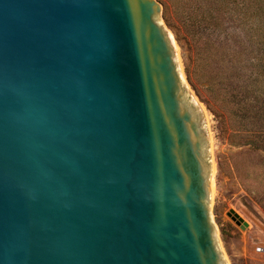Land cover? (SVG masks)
<instances>
[{
	"label": "water",
	"instance_id": "95a60500",
	"mask_svg": "<svg viewBox=\"0 0 264 264\" xmlns=\"http://www.w3.org/2000/svg\"><path fill=\"white\" fill-rule=\"evenodd\" d=\"M156 0H0V264H226L210 138Z\"/></svg>",
	"mask_w": 264,
	"mask_h": 264
},
{
	"label": "rangeland",
	"instance_id": "374dc122",
	"mask_svg": "<svg viewBox=\"0 0 264 264\" xmlns=\"http://www.w3.org/2000/svg\"><path fill=\"white\" fill-rule=\"evenodd\" d=\"M156 1L183 80L206 117L220 250L226 264H264V20L248 17L243 0ZM228 66L241 71L232 78ZM238 83L255 86L258 100L241 112L228 95Z\"/></svg>",
	"mask_w": 264,
	"mask_h": 264
},
{
	"label": "trees",
	"instance_id": "16d2710c",
	"mask_svg": "<svg viewBox=\"0 0 264 264\" xmlns=\"http://www.w3.org/2000/svg\"><path fill=\"white\" fill-rule=\"evenodd\" d=\"M259 1L262 4H264V0H259ZM252 4L256 5L257 7L255 9H249V7L252 8ZM241 5H242V8L244 10L248 11L247 12L248 17L256 18L259 20H264V7L255 3L254 0H251V1L250 0H243ZM251 26H253V24ZM259 29L262 32H264V25H259ZM233 58H234V55H233ZM228 61L232 65H234V63L231 60H228ZM228 67H229L228 68L229 72L226 74H228L231 77L233 76L232 78H234L241 71V69L238 66H234V67L228 66ZM261 76L264 77V73H262ZM238 84L240 86V89L235 90L231 93L228 90V95H229V99H230L232 105L236 106V109L241 112L242 110L245 111L244 109L246 107H250V105L252 106L251 100L252 99L254 100L257 95H255V90H254L255 86H253V85L242 86V84H240V83H238ZM255 101H258V100L255 99ZM261 111L264 112V104L261 105Z\"/></svg>",
	"mask_w": 264,
	"mask_h": 264
},
{
	"label": "built area",
	"instance_id": "2783aa9c",
	"mask_svg": "<svg viewBox=\"0 0 264 264\" xmlns=\"http://www.w3.org/2000/svg\"><path fill=\"white\" fill-rule=\"evenodd\" d=\"M261 251H262L261 248H258V249H257V252H261Z\"/></svg>",
	"mask_w": 264,
	"mask_h": 264
},
{
	"label": "bare ground",
	"instance_id": "6f19581e",
	"mask_svg": "<svg viewBox=\"0 0 264 264\" xmlns=\"http://www.w3.org/2000/svg\"><path fill=\"white\" fill-rule=\"evenodd\" d=\"M212 176V175H211ZM212 189V188H211Z\"/></svg>",
	"mask_w": 264,
	"mask_h": 264
}]
</instances>
